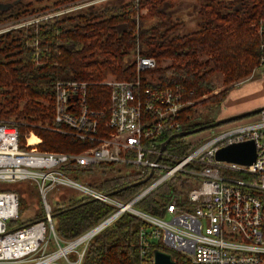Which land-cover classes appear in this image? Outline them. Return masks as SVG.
Listing matches in <instances>:
<instances>
[{
    "label": "trees",
    "instance_id": "16d2710c",
    "mask_svg": "<svg viewBox=\"0 0 264 264\" xmlns=\"http://www.w3.org/2000/svg\"><path fill=\"white\" fill-rule=\"evenodd\" d=\"M35 1L0 0V3H10L0 14V22L56 8L72 0ZM135 1L109 0L52 17L27 30L16 28L0 34V121L17 128L21 143L25 141L24 135L33 131L41 139L38 144L41 150L76 154L93 146L94 142L81 141L51 129L54 84L58 80L98 83L108 76L132 80L137 43L140 54L153 57L157 63L165 58L173 60L171 65L158 66L145 73L154 81L143 80V87L178 85L184 90L185 99L196 100L185 110L187 115L182 116V130L209 124L198 121L203 110L225 100L231 89L230 82L243 80L262 65L264 29L260 34L258 26L261 22L264 24V0H195L198 5L192 16L185 13L182 0H137V7ZM143 7H147L144 15L140 14ZM203 56L206 58H200ZM215 73L222 74L227 86L212 94L216 86L211 78ZM88 94L89 108L101 109L108 104L109 93L104 87L92 85ZM204 95L207 96L201 98ZM240 120L243 119L221 125ZM196 144L191 146L182 139H171L166 150L177 146L174 150L185 155ZM131 168L130 164L102 163L83 169L66 166L63 170L72 179L125 203L149 182H138L149 171L141 173ZM234 176L240 175L235 173ZM185 181L175 175L134 206L161 216L165 204L172 198L178 197L179 202L186 204L185 197L178 191V186ZM21 182L16 185L23 184ZM12 184L6 185L4 190L18 195L19 216L15 224L41 219L43 212L36 186L32 184L41 211L35 216L21 217L24 194L19 193L20 189H13L16 185ZM256 194L264 205V192ZM47 199L53 208L55 232L63 240L78 237L114 209L65 187L51 191ZM141 224L138 217L122 213L92 238L82 264H150L140 254ZM156 248L170 252L176 264H190L186 256L166 248L160 241L151 246L150 253Z\"/></svg>",
    "mask_w": 264,
    "mask_h": 264
},
{
    "label": "built area",
    "instance_id": "2783aa9c",
    "mask_svg": "<svg viewBox=\"0 0 264 264\" xmlns=\"http://www.w3.org/2000/svg\"><path fill=\"white\" fill-rule=\"evenodd\" d=\"M106 1L109 0H72L56 12L51 9L38 16H23L17 25L31 26ZM146 12L147 7L140 9V14ZM135 19L138 24V15ZM263 25L261 22L258 26L260 34ZM133 60L135 78L129 81L107 77L98 83L55 82L51 129L94 142L79 153L41 150V139L29 144L31 133L21 143L17 128L0 121V187L29 181L36 186L43 212L41 219L16 225L18 195L0 189V264H82L92 238L124 212L142 221L138 245L146 263L153 264L150 249L160 241L186 256L190 264H264V205L256 194L264 192V109L251 117L253 121L229 123L223 131L212 132L189 154L175 159L165 151L166 146L160 150V140L183 131L182 116L187 115L185 110L192 102L185 99V92L178 85L142 86L145 73L156 69L158 63L153 57L140 54L138 43ZM261 63L264 64V56ZM92 85L102 86L109 93L108 104L101 109L88 106V89ZM247 139H253L256 148L251 165L215 160V151L221 146ZM193 162L199 166L193 167ZM102 163L130 164L138 172L152 170L153 174L148 184L124 203L72 179L63 170L66 166L83 169ZM179 172L195 177L194 185L185 189L186 204L172 198L161 216L134 206ZM62 187L114 209L78 237L63 240L55 232L53 208L47 199L51 191Z\"/></svg>",
    "mask_w": 264,
    "mask_h": 264
},
{
    "label": "rangeland",
    "instance_id": "374dc122",
    "mask_svg": "<svg viewBox=\"0 0 264 264\" xmlns=\"http://www.w3.org/2000/svg\"><path fill=\"white\" fill-rule=\"evenodd\" d=\"M16 1H20V0H16ZM27 1H32L33 3L36 2L35 0H27ZM182 1L184 2V7L186 9L185 13L192 16L193 12H194V8L198 5V2L195 0H182ZM68 3H65L63 5H59L56 8H50V9L43 10L41 12L32 13V14H28V15L38 16V15H41V14L47 12V10H51V9H52L51 10L52 12H56L59 10V7L65 6ZM9 7H10V3H8V2L0 3V14L3 13L4 11H6V9H8ZM20 19H22V17H20ZM20 19L19 18H13V19H7V20L0 22V30H2L3 33H6V32H9L8 30H10V29L13 30L14 28H18L19 26L17 24L19 23ZM31 26L20 27V28L27 30ZM200 58H206V57L203 56ZM172 63H173L172 59L165 58V59H162L160 61V63H158V66L163 68L165 66L171 65ZM108 77L112 78V76H108ZM211 79H212V82L216 86L215 90L212 91V94L222 90L225 86H227L223 83V76L221 73L213 74ZM144 80L149 81L152 79H150L149 74H146L144 76ZM152 81H154V80H152ZM230 86H231V89L228 92L225 100H223L222 102H220L218 104L210 105L208 110H207V108L204 109L203 112L201 113V116L198 119V121L211 123L213 121L222 119L224 117H228L229 115L230 116L238 115V114H241L243 112H247L250 110H254V109L263 107L264 106V64L260 65L255 70V72L251 73L249 76L245 77L243 80H235V81L230 82ZM206 96L207 95H204L201 98H205ZM190 101L193 104L196 100L190 99ZM43 103L45 104V102H43ZM228 110H229V112L234 111L233 115H231L230 113H225ZM255 116H257V115H255ZM241 119L245 120L243 123H248V122L254 120V118H251V117L250 118L245 117V118H241ZM243 120L237 121V123L241 124ZM234 123H236V122H234ZM225 128H227V126H222V125L216 126V127H212V128L203 130L201 132H196V133L188 135L186 137H180L179 139H182V141L184 143H188L191 146L193 144L197 143L193 147V148H195L196 146L201 144L204 140L208 139L210 137L209 135L212 132H221ZM30 133H31V135L32 134L35 135L33 133V131H29L24 136L29 137ZM36 137L39 138L38 136H36ZM174 139H177V138H174ZM24 140H25V138H24ZM179 145H182V144H178L177 146H179ZM177 146L173 147V149H170V147H169L166 150V148H165V151H169L172 154V156L175 157V159H179L180 157L186 156L187 154H189L193 150V148H192L189 153H187L185 155H181L180 153L176 152V150H174ZM191 164L193 167L199 166L198 163L193 162ZM135 170L136 169L134 167L131 168V171H135ZM176 176H180L181 179L186 180L183 184L178 186V191L182 190L180 194H181L182 198H184L185 197V193H184L185 189L191 188L194 185L195 177L193 175H190L187 173H180V172L177 173ZM18 183H20V182H17V183L15 182L14 184H12V186L16 185ZM21 183H23V184H19V186L16 185L15 187H12L13 189H20L19 193L24 194V196L21 198V205H20L21 213H20V215H21V217H26L30 214L32 216L33 215L35 216L41 211V206H40V202L38 201L35 189L33 187L34 185L30 184V182L26 181V180L21 182ZM5 187L6 186H1L0 189L5 188ZM175 198H178V197H175ZM16 225H20V224H16Z\"/></svg>",
    "mask_w": 264,
    "mask_h": 264
},
{
    "label": "water",
    "instance_id": "95a60500",
    "mask_svg": "<svg viewBox=\"0 0 264 264\" xmlns=\"http://www.w3.org/2000/svg\"><path fill=\"white\" fill-rule=\"evenodd\" d=\"M262 109H264V106L254 109V110L243 112L238 115L225 117V118L213 121L209 124L198 126L191 130H183L178 133L172 134L160 144V150L162 151L167 145V143L173 138L186 137L196 132H201L203 130L216 127L221 124L228 123V122H231L239 118L240 119L245 118V117H248V116H251L253 114L260 112ZM255 157H256V148H255V143L253 139H247L244 141L226 144L218 148L214 154V158L217 161L235 163V164L246 165V166L251 165L255 161ZM152 174H153V171L151 170L145 178H143L142 180L138 182L143 183L149 180ZM152 254H153V264H176L171 253L168 251H163L161 249H154Z\"/></svg>",
    "mask_w": 264,
    "mask_h": 264
},
{
    "label": "bare ground",
    "instance_id": "6f19581e",
    "mask_svg": "<svg viewBox=\"0 0 264 264\" xmlns=\"http://www.w3.org/2000/svg\"><path fill=\"white\" fill-rule=\"evenodd\" d=\"M29 144H33V143H37L38 142V138L35 136V135H31L29 137V140H28Z\"/></svg>",
    "mask_w": 264,
    "mask_h": 264
},
{
    "label": "crops",
    "instance_id": "0c3cea01",
    "mask_svg": "<svg viewBox=\"0 0 264 264\" xmlns=\"http://www.w3.org/2000/svg\"><path fill=\"white\" fill-rule=\"evenodd\" d=\"M225 113H230L231 115H233L234 111H230V112H229V110H228V111H226ZM229 116H230V115H229ZM229 116H228V117H229ZM224 118H225V117H224Z\"/></svg>",
    "mask_w": 264,
    "mask_h": 264
}]
</instances>
